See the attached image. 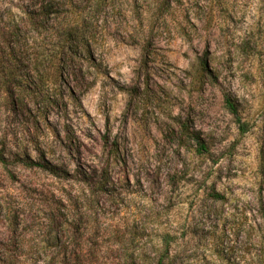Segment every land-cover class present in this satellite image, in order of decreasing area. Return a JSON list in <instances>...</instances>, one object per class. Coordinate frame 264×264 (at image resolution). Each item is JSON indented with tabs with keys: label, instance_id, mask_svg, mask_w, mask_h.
I'll list each match as a JSON object with an SVG mask.
<instances>
[{
	"label": "rangeland",
	"instance_id": "374dc122",
	"mask_svg": "<svg viewBox=\"0 0 264 264\" xmlns=\"http://www.w3.org/2000/svg\"><path fill=\"white\" fill-rule=\"evenodd\" d=\"M47 2L94 61L48 69L47 107L0 108V264H146L162 234L178 264H214L227 213L264 199V0H0V34ZM25 73L36 91L42 77ZM40 152L58 176L17 160Z\"/></svg>",
	"mask_w": 264,
	"mask_h": 264
},
{
	"label": "trees",
	"instance_id": "16d2710c",
	"mask_svg": "<svg viewBox=\"0 0 264 264\" xmlns=\"http://www.w3.org/2000/svg\"><path fill=\"white\" fill-rule=\"evenodd\" d=\"M51 12V3H42L35 11L26 13L25 17L21 16L18 21L11 22L2 30L0 108L4 107L14 113L24 111V108L29 106L26 99L32 96H40L42 107H47L57 101L55 93L43 87L50 81L43 79L48 69L56 77L64 73L68 76H77L83 72V59L94 61L90 53V38L85 30L70 24L54 26L49 20ZM26 27L39 37L36 36L31 40L22 37L21 30ZM51 31L53 33H50ZM201 65L203 67V64ZM26 71L38 73L42 77L36 91L26 86L25 83L29 80ZM50 92L54 93V97ZM71 94L74 96L73 91ZM223 101L226 109L234 116L240 133L247 132V122L239 116L238 106L229 92H223ZM182 136L194 142L198 153L203 154L207 151L200 135L190 131L184 124ZM1 144L5 147L4 142ZM1 151L0 149V163L6 165L7 160L2 156ZM36 151L39 152L38 149ZM39 156L38 160H32L24 153L23 156L17 157V160L26 167L37 166L58 176V167L47 161L41 152ZM213 195L212 198L216 201L227 200V197H221L219 193ZM251 205L253 209L252 207L241 211L235 209L227 213V224L220 230L221 235L217 237L214 264H264V199L260 197L256 201L249 202V206ZM240 233L244 235L242 240L237 239ZM172 238L170 234H162L159 246L155 249V257L146 264H178V256L171 251ZM127 257L131 259L129 264H136L132 252L128 253Z\"/></svg>",
	"mask_w": 264,
	"mask_h": 264
}]
</instances>
